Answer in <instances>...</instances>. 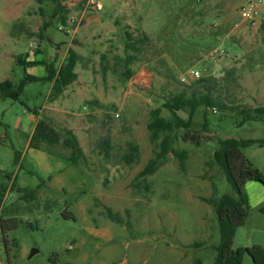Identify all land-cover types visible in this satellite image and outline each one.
I'll return each mask as SVG.
<instances>
[{"label":"rangeland","instance_id":"rangeland-1","mask_svg":"<svg viewBox=\"0 0 264 264\" xmlns=\"http://www.w3.org/2000/svg\"><path fill=\"white\" fill-rule=\"evenodd\" d=\"M59 1L67 8V19L83 11L82 0ZM243 2L99 0L96 9L85 12L76 35L69 36L62 29L64 14L55 15L59 9L56 0H0V83L11 80L17 84L25 75L46 74L43 65L25 68L18 64L17 59L25 60L27 54L60 64L68 48H74L82 57L76 88L88 90L94 103L76 98L71 108L76 114H84L76 122L87 157V164L80 170L93 179L100 176L102 183L93 190V197L88 186L80 194L85 203L91 201L93 216L100 222H114L108 217V207L121 214L124 223H131L130 228L120 224L128 228V233L118 235L114 243L119 252H93L90 264L96 260L119 264L125 258L130 264H215L221 232L214 207L203 199L235 196L214 158L218 141L264 139V121L239 125L241 117L231 111L202 109L196 117L201 146L181 139L174 144L176 149L189 152L186 172L172 154L154 175L143 179L136 180L137 172L149 161L141 164L139 160L128 168L129 176L120 171L126 167L122 156L129 142L139 141L143 156L154 157L156 147L147 139L150 133L146 121H150L152 110L162 107L170 92L192 84L193 70L200 71L204 78L222 79L230 73L221 85L222 99L229 106H264V29L242 22L239 12ZM13 7L22 8V17L8 24L4 15ZM45 23L50 27L42 39ZM128 35L133 40L149 38L130 66L124 62ZM216 48H222V55L207 60ZM128 68L134 72L131 79L127 77ZM49 89L50 83H31L20 100L0 101V196H4L0 218L19 221L18 228L8 233V239L18 245L10 255L0 224V264H54L51 259L55 255L57 264H66L78 252L80 237L89 225L88 213L85 217L75 200L67 204L68 211L76 216L73 220L64 218L66 202L54 199L45 188L35 199H24L19 192L36 189L47 180L30 154L22 166L16 156L25 151L24 134L31 133L35 111L46 104ZM163 116L170 119L172 115L164 110ZM205 116L208 130L202 128ZM107 137L113 147L109 159L100 149L101 140ZM116 173L119 180L114 178ZM255 214L258 218L237 229L234 250L257 241L264 215L259 210ZM71 246L76 250H70ZM34 250L38 252L31 257ZM245 264H253L251 257H246Z\"/></svg>","mask_w":264,"mask_h":264},{"label":"trees","instance_id":"trees-1","mask_svg":"<svg viewBox=\"0 0 264 264\" xmlns=\"http://www.w3.org/2000/svg\"><path fill=\"white\" fill-rule=\"evenodd\" d=\"M56 2L59 9L55 11V15L63 13L61 23L66 26L68 20L66 16L68 13L67 8L59 0H56ZM49 27V23L43 25L40 34L42 39H45L44 32ZM262 28L264 29V26ZM147 41H149L147 36L139 40H133L132 36L128 35L125 50L126 57L124 59L126 66L132 65L138 60L137 55L140 52V46ZM28 57L29 54H27ZM81 59V55L74 48L68 50L64 62L59 67L56 66V61L52 63H37L19 57L17 62L20 66L26 68L43 65L46 68L47 75L43 78L25 75L17 84L9 80L1 82L0 101H18L24 95L28 84L38 82L53 83L50 100H58L79 79L76 69ZM127 71V77L131 79L134 76V72L129 68ZM229 75L231 74L229 73ZM229 75L222 79L215 77L196 79L183 90L170 92L162 107L151 111L147 127L151 143L155 145L156 150L154 157L149 160L136 180L154 175L170 154L179 160L181 170L183 172L187 171L189 152L185 149H176L174 144L178 139H181L184 143H192L197 147L201 146L202 137L197 130L196 117L202 109L208 111L218 108L222 113L231 111L237 117H241L242 120L239 122V125L250 121H264V106L248 109L234 108L222 99L221 85L223 81L227 80ZM164 110L172 115L170 119L163 116ZM181 113L186 114V117H183ZM35 114L39 116L37 110ZM208 127L205 116L202 128L208 130ZM180 132L182 133L181 136H179ZM218 143L219 149L215 152L214 158L224 171L228 182L235 191V196L223 195L220 198L203 199L204 202L214 207L221 232L220 244L215 248L217 252L215 264H245V259L248 256L251 257L253 264H264V247L255 245L235 250L232 248L237 229L246 224L251 213L248 197L245 192L246 183L252 181L264 186V173L254 167L252 162L246 157L245 151L252 147L264 148V139L227 138L220 139ZM57 146H61L70 152L67 159L72 165L81 169L83 165L87 164V157L83 147L72 130L68 128L58 129L50 120L45 118L40 119L30 140V147L53 155L52 150ZM127 146L128 151L122 156V162L125 166L131 167L139 162L141 152L137 144L129 142ZM100 149L105 158L109 159L111 157L113 147L110 137L101 140ZM16 162H18L17 156ZM19 192L22 193V198L24 199H35L37 195V190L19 189ZM3 201L4 196H0V213L2 212ZM106 211L112 221L121 225L125 224L128 228L131 227L130 222L124 223L121 214L113 212L108 207H106ZM259 212L264 215V204L259 208ZM64 218L75 220V216L68 211L64 212ZM0 224L10 255L12 248L18 245L15 240L10 241L8 239V233L18 228L19 221L15 218L6 220L1 217ZM51 260L54 264L58 262L56 255Z\"/></svg>","mask_w":264,"mask_h":264},{"label":"crops","instance_id":"crops-1","mask_svg":"<svg viewBox=\"0 0 264 264\" xmlns=\"http://www.w3.org/2000/svg\"><path fill=\"white\" fill-rule=\"evenodd\" d=\"M81 6L83 7V4H81ZM21 17H22V8L20 7L10 8L4 15L5 21L8 24H12L18 21ZM3 46L6 47V43ZM69 49L70 48H68V50ZM66 56L62 59L60 64L56 62L57 67L61 66ZM26 60L30 62H37V63L46 62L43 58L39 59L37 56L35 57L30 54ZM34 67H37V66H34ZM77 69H76V72H77ZM46 75H47V72L45 75L39 78H43ZM79 82H80V78L73 84L74 86L71 85L65 91V93L58 100H55V101L50 100V94H51V90L53 86V83H50V89L47 95L46 104L40 110H37L39 113V116H37V118L34 120L31 133H29L28 135L24 134V138L26 141L25 151L22 154L21 153L17 154L18 164H20L21 166L23 165L25 156L30 154L32 158L34 159L36 165L40 169V171L46 176L47 180H44L41 185L36 187V189H32V190H37V195L39 194L40 189L42 190V188H45L48 194L51 195V197H53L54 199H59L58 201L60 202H66L65 211H68L67 204L68 203L71 204L73 203V200H75L77 202V205L80 206L81 212L83 213V215L85 217H86V213H88L89 215V218L86 219L89 225L87 229L85 230V234H83L80 237V240L78 242V248H79L78 252L70 256L67 259L66 264H90L92 263V253L102 252V249H104L105 252L114 255L119 252V248H117L116 245L114 244L116 239H118V235L126 236L128 233L126 230L128 228L126 227L122 228L120 224H116L114 222L113 223L112 222L111 223L100 222L95 216H93V210L91 209V204H90L91 201H88L85 203L84 202L85 199L80 194L83 192L84 188L88 186L92 194V197H93V192H94L93 190L99 189L101 186L102 178L100 176L98 179H95V178L93 179L91 176H86L80 170V168H78L75 165H72V163L67 159V157L70 155V152L68 150L63 149L61 146H57L52 150L53 155L45 151H38V150L32 149L30 147V140L34 134L36 125L39 122V120L42 118L50 120L56 128H68L72 130L81 143V138L78 134L77 127H76V122L84 114L74 113L73 109H71L73 107L72 104L76 98L84 99V101L86 102L93 101L94 98L88 92V90H86L87 92H85L84 90L83 91H80L79 89L77 90L76 85ZM70 91H74V95L70 96L69 95ZM91 103H94V101ZM146 123L148 125L149 119H147ZM149 138L150 136L149 134H147V139ZM137 145L140 147L139 141L137 142ZM81 146H82V143H81ZM140 152H141V149H140ZM245 155L252 162L254 167H256L262 173H264V148L252 147L251 152L249 153L246 152ZM253 158H256V159L254 160ZM149 160H150L149 157H145L141 153V156H140L141 164H146ZM145 166L146 165H144L142 169L138 170L137 176L145 168ZM128 168L130 167L126 166L125 169L121 170L120 172L123 174L126 173L127 176H129L130 173L127 170ZM114 178L115 180H119V174L116 173L114 175ZM245 192L247 194L249 205L251 208V213L245 224V226H247L249 225L250 223L249 221L251 219H254V217L258 218V216H256L255 213L258 212L259 208L264 204V186H262L260 183L250 181L246 183L245 185ZM70 196L72 197H71V200L68 202L67 198H69ZM72 214L75 216L74 213ZM259 219L262 220V218H259ZM261 223L263 226L262 228L263 230L259 231L258 236H257L258 237L257 241H249V244H252V246L258 245V246L264 247V222H261ZM250 242H253V243H250ZM104 244L106 245L105 248L102 247ZM249 246L251 245H246V247H249ZM71 247L72 249L70 250H73V251L76 250V247H73V246ZM95 262L96 264L101 263V261L96 260V261H93V264ZM119 264H130V261L128 260V258H125L124 260L120 261Z\"/></svg>","mask_w":264,"mask_h":264},{"label":"built area","instance_id":"built-area-1","mask_svg":"<svg viewBox=\"0 0 264 264\" xmlns=\"http://www.w3.org/2000/svg\"><path fill=\"white\" fill-rule=\"evenodd\" d=\"M98 2L99 0H82L83 11L78 16L70 17L66 26L62 28L63 31L69 36H75L82 25L85 12L90 8L96 9ZM239 13L244 24L252 27L264 26V0H244ZM221 55L222 48H216L208 54L207 60H216ZM190 77L196 80L202 78V74L200 71L193 70L190 72ZM182 81L186 82V79L183 78ZM84 109H87V107ZM214 112H217L216 109H214ZM116 116L119 117V114Z\"/></svg>","mask_w":264,"mask_h":264},{"label":"water","instance_id":"water-1","mask_svg":"<svg viewBox=\"0 0 264 264\" xmlns=\"http://www.w3.org/2000/svg\"><path fill=\"white\" fill-rule=\"evenodd\" d=\"M38 251L34 250L31 254V257H33Z\"/></svg>","mask_w":264,"mask_h":264}]
</instances>
